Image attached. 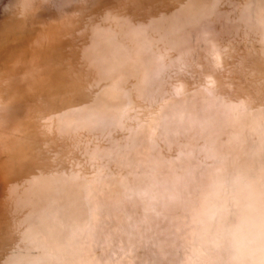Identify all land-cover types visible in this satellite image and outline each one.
I'll list each match as a JSON object with an SVG mask.
<instances>
[{
    "label": "bare ground",
    "instance_id": "6f19581e",
    "mask_svg": "<svg viewBox=\"0 0 264 264\" xmlns=\"http://www.w3.org/2000/svg\"><path fill=\"white\" fill-rule=\"evenodd\" d=\"M0 264H264V0H0Z\"/></svg>",
    "mask_w": 264,
    "mask_h": 264
}]
</instances>
